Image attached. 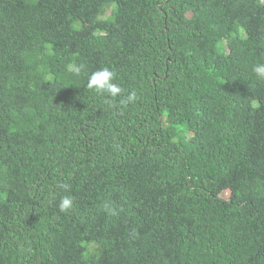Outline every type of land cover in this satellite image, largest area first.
Returning a JSON list of instances; mask_svg holds the SVG:
<instances>
[{
    "label": "trees",
    "instance_id": "1",
    "mask_svg": "<svg viewBox=\"0 0 264 264\" xmlns=\"http://www.w3.org/2000/svg\"><path fill=\"white\" fill-rule=\"evenodd\" d=\"M256 64L264 0H0V264H264Z\"/></svg>",
    "mask_w": 264,
    "mask_h": 264
},
{
    "label": "clouds",
    "instance_id": "2",
    "mask_svg": "<svg viewBox=\"0 0 264 264\" xmlns=\"http://www.w3.org/2000/svg\"><path fill=\"white\" fill-rule=\"evenodd\" d=\"M73 71L76 75H79L84 71V65L73 66ZM253 73L260 80H264V64H256L252 68ZM115 72L111 71L108 67H103L98 70L91 72L87 79V87L90 90H94L101 96L115 98L121 94V87L114 82ZM136 92H130L124 99L121 100V104L127 105L130 102H135ZM58 208L61 212H67L74 208V199L70 196H63L60 198ZM105 211L109 214L115 215V209L109 204L105 203L103 205Z\"/></svg>",
    "mask_w": 264,
    "mask_h": 264
}]
</instances>
